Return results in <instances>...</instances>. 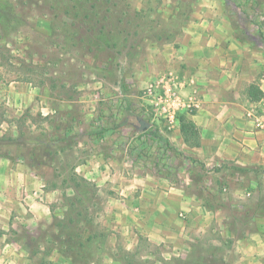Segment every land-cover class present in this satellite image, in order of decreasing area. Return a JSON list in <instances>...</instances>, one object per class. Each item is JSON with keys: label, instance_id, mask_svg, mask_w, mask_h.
I'll return each mask as SVG.
<instances>
[{"label": "crops", "instance_id": "crops-1", "mask_svg": "<svg viewBox=\"0 0 264 264\" xmlns=\"http://www.w3.org/2000/svg\"><path fill=\"white\" fill-rule=\"evenodd\" d=\"M212 14L208 11L206 18L193 21L173 43L151 45L147 57L133 62L128 78L135 85L126 96L133 98L141 112L137 115L133 108L126 112L134 122L146 119L141 88L163 73L173 74L186 85L181 94L193 97L198 107L182 111L178 117L193 122L199 145L184 142L178 117L172 130H156L177 152L204 166L200 184L212 192L218 190L223 205L206 206L193 184L197 168L189 171L192 167L186 161L176 159L181 164L180 184L174 186L157 176L151 164L138 161L136 151L133 160H121L115 146L102 153L106 133L98 139L91 132L86 135L89 152L81 174L87 187H95V196L86 199L89 212L84 215L89 227L76 230L82 241L95 244L96 254L91 249L92 258L86 264H129L132 257L149 264H198L200 260L208 264H264V215L252 219L254 229L240 226L242 229L235 230L230 226L227 202H242L250 193L226 189L231 179L245 172L259 176L250 186L264 187V135L250 116L264 97L250 101L247 96L251 84L264 96V52L232 36L228 28L222 31L220 20L212 19ZM80 107L86 123L92 121L95 129L103 125L100 111L93 114V105ZM129 124L133 127L134 123ZM94 157L106 169L93 167ZM59 184L21 160L0 158V264H73L55 242L57 225H66L70 209L65 199L67 184L65 188ZM256 203L264 213V202ZM30 236L34 239L29 240ZM198 246L208 254L202 256Z\"/></svg>", "mask_w": 264, "mask_h": 264}, {"label": "rangeland", "instance_id": "rangeland-1", "mask_svg": "<svg viewBox=\"0 0 264 264\" xmlns=\"http://www.w3.org/2000/svg\"><path fill=\"white\" fill-rule=\"evenodd\" d=\"M208 11H213L212 19L220 20L222 31L228 28L232 36L264 52V0H0V138H19L36 147L44 160L34 171L66 187L70 209L65 226L74 233L89 227L86 199L95 196V187L83 183L81 167L89 152L86 135L97 128L92 121L86 123L81 104L93 105L95 116L99 110L100 125L108 130L101 152L115 146L121 160H133L134 145L152 143L135 132L129 123L136 122L127 117V109L133 108L137 115L141 112L133 98L126 96L135 85L128 78L133 62L147 57L151 45L173 43L193 21L206 18ZM150 83L140 92L145 107L142 91ZM144 112L152 129L169 131L151 112ZM71 115L76 123L71 142L44 148L42 135L50 131L45 119L53 117L52 123L65 125ZM138 161L151 164L148 159ZM171 163L179 165L176 159ZM240 176L231 179L226 189L250 196L242 202L229 200L227 206L264 202V187L250 186L259 176L249 172ZM240 226L254 229L255 221L239 224L235 230ZM94 245L87 244V258L96 254ZM130 261L149 264L136 257Z\"/></svg>", "mask_w": 264, "mask_h": 264}, {"label": "trees", "instance_id": "trees-1", "mask_svg": "<svg viewBox=\"0 0 264 264\" xmlns=\"http://www.w3.org/2000/svg\"><path fill=\"white\" fill-rule=\"evenodd\" d=\"M247 96L250 101H260L264 97L263 93L254 84L249 85V87L247 88ZM178 118L179 129L181 135L183 136L184 142L191 146L197 147L199 145V133L195 125L191 120L187 119L182 115H180ZM52 119L53 117H47V119H45L48 123H50V131L42 135L45 138L43 144H41L44 146V148L47 146H55L56 144H68L67 141L71 142V139L73 138L71 136H73L72 132L76 124L74 116L71 115L70 120H67L68 122L65 125H63V122L57 124L52 123L54 122ZM107 131L108 130L104 129V127L99 125L97 131L92 133V135L95 138L101 139L104 133ZM141 135L147 136L148 140H151L152 143L147 144L143 142L140 144V146L134 145L132 147V149L130 150V154L133 153L134 150L137 151L135 153L137 160H151V166L155 174L161 178L167 179L174 186H179L180 184V181L178 179V172L179 168L181 167V164L175 166L171 162L173 159H182L186 161V163L188 165H191L192 167L191 169L189 168V171L193 170L194 172L197 168L195 172L196 178H193V184L198 190V194L203 197V200H205L206 206L208 208H216L223 205L218 190H215L211 193V190L203 187L200 184L203 180L205 170L204 166L199 163V161L186 157L182 153L177 152L174 147L170 144L168 139L160 136L156 129H149L146 132L141 133ZM36 151L37 149L35 146L23 142L22 139L0 138V158L9 160L18 159L22 160L23 162L26 161V164L33 170L38 169L40 167V164H42L43 162L40 161V159L43 158L38 156ZM46 154L47 157L51 155L49 149L46 150ZM34 161L37 162L35 165L33 163ZM73 185L75 187H78L75 182L73 183ZM230 208L232 219L230 222V226L235 229L238 224L245 225L248 220L254 219L255 216L264 215L257 203H239ZM237 215H239V217ZM57 228L58 235H56L55 237V242L60 245L59 252L65 256L70 257L73 264L89 263L91 258H87L86 255V246L87 242H89L88 239L82 241L80 236L78 235V232L74 233V230L72 231L71 228L62 225V223H59L57 225ZM199 263L208 264L207 262L201 260L198 261V264ZM129 264L133 263H131L130 261Z\"/></svg>", "mask_w": 264, "mask_h": 264}, {"label": "built area", "instance_id": "built-area-1", "mask_svg": "<svg viewBox=\"0 0 264 264\" xmlns=\"http://www.w3.org/2000/svg\"><path fill=\"white\" fill-rule=\"evenodd\" d=\"M262 79L264 80V75ZM185 86L173 74L163 73L142 91V96L147 103L146 111L151 112L154 120L162 121L167 130H172L175 127L180 112H189L198 107L193 97L181 94L180 91ZM96 96H99L98 92ZM250 116L254 120L256 130L264 135V99L260 101L259 106L253 110ZM92 163V166H95L97 170L106 169L105 165L103 168L99 158L94 157Z\"/></svg>", "mask_w": 264, "mask_h": 264}, {"label": "water", "instance_id": "water-1", "mask_svg": "<svg viewBox=\"0 0 264 264\" xmlns=\"http://www.w3.org/2000/svg\"><path fill=\"white\" fill-rule=\"evenodd\" d=\"M133 128L136 133H144L150 128V123L142 118H136V123H134Z\"/></svg>", "mask_w": 264, "mask_h": 264}]
</instances>
